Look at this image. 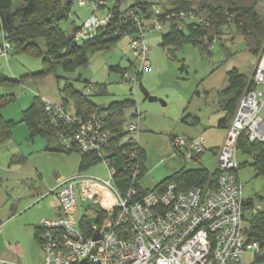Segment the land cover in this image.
<instances>
[{"label":"built area","instance_id":"obj_1","mask_svg":"<svg viewBox=\"0 0 264 264\" xmlns=\"http://www.w3.org/2000/svg\"><path fill=\"white\" fill-rule=\"evenodd\" d=\"M109 1V0H108ZM107 0H73L71 5L96 12L104 8V15L91 14L73 35L72 42L81 45L109 26L115 17L124 23L123 35L129 37V49L134 57L131 69L124 70L123 82L134 101L132 117L123 128L124 137L138 144L143 115L136 103L139 76L151 72L150 46L146 35L162 31L172 19L181 26L197 23L208 25L206 9L165 13L157 4L150 6V15L140 5L118 3L107 7ZM69 8L67 9L68 12ZM68 15H71L70 11ZM182 30V29H181ZM7 33L0 32V58L7 62L12 50ZM208 42V36L202 39ZM255 89L245 92L229 121L222 145L216 151V163L203 185L179 190L169 182L161 190L152 189L139 196L136 187L140 163L135 150H123L131 171L130 185L121 192L112 177L115 170L109 164L105 148L115 137L108 125L112 112L96 111L82 118L41 97L50 122L57 129L58 144L64 150L94 153L107 166V178L76 174L60 181L50 193L56 194L60 209L55 218L39 220L38 239L42 250V264H243L242 256L260 253L257 241H248L244 233L243 184L239 179L238 140L264 142V120L259 112L264 106V57L252 73ZM94 88L92 93H99ZM39 96V95H38ZM40 97V96H39ZM205 152L201 136L175 135L171 138L169 156L184 163H198ZM106 190L113 201L108 225L90 223L85 234L74 213L78 198L92 201ZM262 207L255 205L252 212ZM97 235V238H93Z\"/></svg>","mask_w":264,"mask_h":264},{"label":"trees","instance_id":"obj_2","mask_svg":"<svg viewBox=\"0 0 264 264\" xmlns=\"http://www.w3.org/2000/svg\"><path fill=\"white\" fill-rule=\"evenodd\" d=\"M14 0H0V32L4 30L8 37L11 47L16 52H25L41 59V69L38 72L30 73L28 76H43L53 74L56 82L64 80L60 91L63 93L61 106L65 111L76 117L85 118L91 113L103 109L110 110L111 116L108 118V125L115 133V137L109 142L106 150V156L110 160L115 173L113 182L115 186L123 193L130 185L131 171L127 162L126 155L122 154L124 150H135L140 163V174L144 168L145 153L138 144L132 143L124 137V126L128 120L126 110L132 109L134 101L130 96L123 100L110 102L105 108H99L91 99L89 94L75 88L70 80L77 82H86L80 76L70 78L74 70L83 65L86 60V54L89 51L108 48L109 45L116 42L123 35L124 23L114 18L112 23L101 30L97 36L91 40L85 41L79 46H73V35L79 28L74 24L71 30L66 32L59 28L58 22L54 21V14L66 2V10L72 4L73 0H22L21 7L12 10ZM118 3L130 5H140L145 8L146 16L150 15V6L157 4L165 13L178 11H192L196 8L206 9L210 14V23L201 25L192 23L185 25L183 30H177L176 21L180 18L172 19L165 23L166 33L161 35L160 45L166 48V53L170 54L169 48H179L183 43L188 42L193 45H199L202 48H208L203 44V40H197L204 35L208 36V42L214 37L218 38L224 33L228 26L240 34L245 41L246 50L258 59L264 54V20L260 17L257 5L259 0H116ZM108 4L107 7L116 8ZM65 10V11H66ZM104 10V8H100ZM67 18V17H66ZM107 35V36H105ZM197 40V41H196ZM1 44V39H0ZM132 66V65H131ZM130 66V67H131ZM117 68V67H116ZM118 69V68H117ZM120 72L124 69H118ZM59 71V72H58ZM5 77L0 78L3 80ZM96 85L100 92L104 90L102 84ZM252 77L241 74L236 69L227 73V85L217 92V106L224 112V117L219 120L218 126H227L231 120L241 96L249 90L255 89ZM8 101L7 97L0 96V107ZM19 122L27 126L29 138L39 136L47 142V149L62 152H71L76 150H64L58 144L57 129L50 122V116L44 110L41 97L35 95L31 104L21 111ZM17 122L13 120H4L0 116V142L10 137L12 127ZM78 152V151H77ZM80 170H83L96 162L100 161L94 153H80ZM238 154L252 159L251 164L255 170V175H264V142L249 141L247 137L241 136L238 140ZM247 164L246 161L239 163V167ZM209 172L203 168L186 169L181 168L173 172L165 180L157 184L153 189L161 190L169 182H174L179 190H185L191 186H200L207 182ZM138 195L141 196L149 190H141L138 185ZM152 190V189H151ZM256 205V196L246 199L244 208V233L248 241H257L260 244V253L254 256L258 264H264V208L257 212H252ZM98 216L103 215V211H97ZM92 219L84 216L79 226L85 234H90L89 226ZM37 235V234H36Z\"/></svg>","mask_w":264,"mask_h":264},{"label":"rangeland","instance_id":"obj_3","mask_svg":"<svg viewBox=\"0 0 264 264\" xmlns=\"http://www.w3.org/2000/svg\"><path fill=\"white\" fill-rule=\"evenodd\" d=\"M21 1L14 0L12 10L21 7ZM114 1L109 0L108 4L115 3ZM84 9L87 8L77 6V4L70 5L68 12L70 11L71 15L66 12L67 18L60 20L59 28L68 32L73 24L79 27L78 15L83 12L84 20L89 15ZM257 10L264 20V0H259ZM176 25L177 30H183L184 27L181 24L176 23ZM166 31L167 27L163 26L162 31H151L146 35V40L150 45L152 72H143L139 76L142 87L149 96L156 97L157 100L149 102L139 87L135 95L145 125L144 130L137 138L147 155L146 173L139 181L140 185L146 188L144 190L153 189L179 163L166 159L170 148L169 137L172 134L201 135L207 151L200 163L207 168L211 167L209 170H212L217 157L210 149L222 145L227 129V126H216L217 118L221 114L216 106V92L227 85L229 71L236 69L241 74H250L248 75L250 77L251 72H254L255 68L261 64L264 57L262 54L258 59H255L246 50L244 38L231 26L225 29L221 37H214L209 42L202 41L208 48L185 42L179 48H169L171 53L167 54L166 48L160 45L161 35ZM204 36L197 40H202ZM127 38L129 39L127 35L122 36L108 48L89 51L86 54V62L68 75L71 79L80 76L83 80L87 79L90 82L105 85L107 93L90 94L97 106L106 105L111 99L130 96L121 73L131 67L128 65L121 72L115 69L127 64L128 59H134L128 48ZM255 61L256 64L253 68ZM41 66L40 57L25 52H16L13 48L9 52L7 62L4 58H0L2 73L13 81L12 83L7 82L5 85L4 81H0V95L14 93L15 96L14 99L12 98L0 107V114L5 119L17 121L13 126L16 134L25 128V124L19 122L21 110L29 106L33 97L38 95L37 92L41 96L51 95L56 101L63 97L60 88L63 86L64 80L57 83L53 74L25 76L28 73L38 72ZM70 81L76 86L79 84L77 81ZM94 88L97 86L88 84L83 86L82 91L84 94H89ZM259 114L264 120V106ZM237 157L240 163L247 162L239 169V179L243 184V197L248 199L256 196V204L264 208V175H255V170L250 165L252 161L250 157L240 154ZM185 164L187 168H196L198 165V163ZM81 205L88 206L86 200H83ZM74 216H77V212L74 213ZM242 262L243 264H258L250 253L243 254Z\"/></svg>","mask_w":264,"mask_h":264},{"label":"crops","instance_id":"obj_4","mask_svg":"<svg viewBox=\"0 0 264 264\" xmlns=\"http://www.w3.org/2000/svg\"><path fill=\"white\" fill-rule=\"evenodd\" d=\"M84 10H86L89 13V15L94 13L98 16H103L105 13L104 10H100L96 12H92V10L90 9H84ZM82 14L78 15L80 19L78 21L79 26L81 22H83L84 20V18H82ZM128 48H129V39H128ZM133 61L134 59L132 60L128 59L127 64L125 63L123 66H118L117 68L124 69L128 65L131 66L133 65ZM255 64L256 61L253 65V68ZM151 67H152V62H151ZM117 68L115 69L119 71ZM2 72L3 70L0 68V74H1L0 78L5 77L3 80L0 81H4L3 82L4 85L7 82L12 83L13 81L9 80L6 77V75H4ZM252 73L253 72H251V76ZM29 74L30 73L26 74L25 76H28ZM87 81L88 83L78 82L79 83L77 84L78 86H76V84L73 85L75 86V88H77L80 91H82L84 85H88V84L104 85L103 83L90 82L89 80ZM103 88L104 90L102 92L96 94L107 93L105 85ZM221 89H218V91H220ZM37 94L44 99H48L56 104L61 105V100L56 101L51 95L41 96L39 92H37ZM90 94L93 93L89 92V95ZM0 96L7 97L8 98L7 102L12 100V98L14 99L15 97L14 93H11V95H0ZM128 97L129 96L126 95L123 97H119L117 99H111L106 105L98 106V107L105 108L112 101L123 100ZM216 106H217V97H216ZM26 108H23L21 111H23ZM138 108L140 110L139 105ZM217 109L219 110L218 106ZM132 112H133L132 109L126 110V116H128V120L131 119ZM220 112L221 114L217 118V122H216L217 127H223V126H218L219 120L222 119L225 115L224 112L222 111ZM0 116L1 118H3L1 114ZM3 119L13 120V119H5V118ZM144 126L145 125L142 120L140 123L141 133L145 128ZM14 132L15 131L13 127L10 132V137L0 142V264H42L43 256L38 239L39 220L42 218H55L60 213L59 212L60 205L58 198L56 194L50 193L49 190L54 188L60 181L65 180L66 178L74 176L76 174H84L89 176L92 175L101 178H107L108 176L107 166L105 165L104 162L100 160L95 164L83 170H80L79 167L81 161L80 152L77 151L62 152V151L48 150L46 148L47 142L44 138H41L39 136H34L33 138H29V132L26 125L25 128H23V130L18 131V134ZM175 135L177 134H172L169 137L170 148H171L170 138H172ZM182 136L195 137L201 135L182 134ZM125 140H126L125 137L121 139L122 142ZM138 146L143 149L145 153V160L143 163L144 171L141 177L138 178L137 185L141 190H144L146 188H143L140 185L139 181L142 178V176L146 173L147 155L145 149L139 143ZM204 146H205V142H204ZM170 148H169V153L171 150ZM218 148L219 146L211 148L210 150L212 151L213 154L216 155V151L218 150ZM206 151L207 149L205 148L204 154H206ZM169 153L166 156V159L176 161L179 163L176 165V168L169 175L161 179V181L165 180L173 172L178 171L181 168L192 169V168H187L185 166L186 164L182 160L171 158L169 156ZM204 154L200 157L198 165H196L197 166L196 168H203L210 173L214 169L215 163L213 164L212 170H209L211 167L207 168L203 164H201L200 162L203 161ZM109 164L111 165L110 160H109ZM83 200L84 199L82 198H78V204L75 211L77 212V216H75L76 221L80 222V220L84 216H86L88 219H92L90 223L95 222L102 226L108 225L113 211V201L110 194L106 190L101 189L100 196L98 198L93 199L92 201L86 200L88 204L87 207L81 205V202ZM98 210L103 211L102 216H98V212H97Z\"/></svg>","mask_w":264,"mask_h":264},{"label":"water","instance_id":"obj_5","mask_svg":"<svg viewBox=\"0 0 264 264\" xmlns=\"http://www.w3.org/2000/svg\"><path fill=\"white\" fill-rule=\"evenodd\" d=\"M68 5V2H66L57 12H55L54 14V21L58 22L60 19L62 18H66V7ZM72 45L75 46H79V44H77L76 42H73ZM139 88L141 90V92L144 94V96L148 99L149 102H153L156 101L157 98L153 97V96H149L148 92L142 87L141 84H139ZM162 102V101H161ZM164 104V102H162ZM97 235H94L93 238H97Z\"/></svg>","mask_w":264,"mask_h":264},{"label":"clouds","instance_id":"obj_6","mask_svg":"<svg viewBox=\"0 0 264 264\" xmlns=\"http://www.w3.org/2000/svg\"><path fill=\"white\" fill-rule=\"evenodd\" d=\"M67 8V7H66ZM66 12H67V10H66ZM66 17H67V13H66Z\"/></svg>","mask_w":264,"mask_h":264}]
</instances>
